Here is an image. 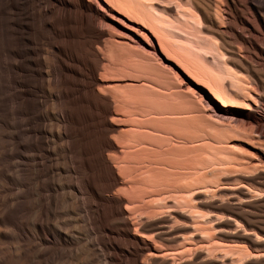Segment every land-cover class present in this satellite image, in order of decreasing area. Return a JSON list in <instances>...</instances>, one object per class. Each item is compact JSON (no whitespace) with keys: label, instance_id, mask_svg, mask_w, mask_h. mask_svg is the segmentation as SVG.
Instances as JSON below:
<instances>
[{"label":"bare ground","instance_id":"obj_1","mask_svg":"<svg viewBox=\"0 0 264 264\" xmlns=\"http://www.w3.org/2000/svg\"><path fill=\"white\" fill-rule=\"evenodd\" d=\"M186 1L200 23H213L210 7L202 10L195 0ZM223 1L235 3L234 17L233 13L227 17L241 25L248 34L245 43L264 64L259 45L264 42V0L256 8L249 0ZM170 7L161 6L162 13L172 16ZM138 17L135 0H0V264H171L185 238L197 243L202 239L192 230L190 217L181 212L145 222L131 233L124 201L110 200L123 186L117 178L108 180L105 170L104 151L115 146L98 147L90 141L86 104L89 94L100 97L95 93L101 83L95 75L103 71L99 50L109 39L136 43L140 29L129 19ZM208 32L217 41L221 38L216 31ZM97 52L93 62L87 60ZM244 56L251 58L247 49ZM230 64L248 75L249 66ZM236 73L235 81L247 86ZM249 88L245 87L247 94L255 95ZM210 95V104L226 113L225 102ZM101 113L104 118L113 116L109 107ZM237 122V133L264 143L259 117L242 114ZM243 189L216 191L214 196L225 197L226 205L205 203L197 192L194 202L210 214V221L225 215L221 223L215 221L214 229L229 245L247 246L250 257L239 264H264V175ZM256 193L260 197L252 202ZM119 219L124 222L120 230ZM174 219L181 224L174 226ZM236 224H243L244 231ZM102 233L112 237L121 233L129 245ZM196 247L200 248L185 264L233 261L218 254L205 258L201 245ZM125 250L128 257L119 258L117 252Z\"/></svg>","mask_w":264,"mask_h":264},{"label":"rangeland","instance_id":"obj_2","mask_svg":"<svg viewBox=\"0 0 264 264\" xmlns=\"http://www.w3.org/2000/svg\"><path fill=\"white\" fill-rule=\"evenodd\" d=\"M195 1L202 10L210 7L213 23H200L195 9L186 0H135L139 17L129 21L140 29L136 32L139 35L136 43L132 45L120 38L112 39L111 45L109 39L99 50L100 55L98 50L97 54L88 55L91 62L96 55L103 62V71L95 75L101 81L95 89L100 97L89 94L86 104L92 135L89 137L98 147L115 146L104 151L105 170L108 180L117 178L123 186L114 190L110 200L124 201L131 233L145 222L181 212L190 217L192 230L202 239L197 243L185 238L182 251L172 256L171 264H185L200 245L205 258L218 254L233 260L230 264H239L250 257L247 246L229 245L220 237L214 227L225 215H217L210 221V214L196 207L194 195L202 193L205 203L221 201L226 205L225 197L214 196L216 191L237 193L250 187L254 179L263 177L264 149L260 150L264 143H257L254 136L242 134L243 131L238 135L237 119L244 114L264 122V64L248 47V34L241 25L227 17L232 13L234 17L233 1ZM258 2L249 0L248 4L256 8ZM161 6H171L175 14L167 16ZM204 28L218 32L221 38L215 40ZM259 45L264 50V42ZM246 49L251 58H245ZM230 62L244 69L249 66L248 75ZM232 73L244 78L255 95L247 94V86L235 81ZM211 92L225 102L226 113L210 104ZM107 107L114 117L102 116ZM222 116L224 119H220ZM257 197L258 193L253 194L252 202ZM123 223L121 219L117 221L118 230ZM174 224L181 223L174 219ZM236 227L241 232L245 229L243 224ZM102 236L109 235L102 233ZM112 238L129 245L121 233ZM146 239L160 246L149 236ZM128 252L117 255L120 258Z\"/></svg>","mask_w":264,"mask_h":264}]
</instances>
